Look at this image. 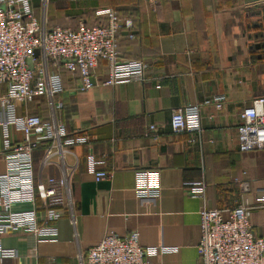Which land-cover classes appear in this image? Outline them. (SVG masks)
Masks as SVG:
<instances>
[{
	"label": "crops",
	"instance_id": "1",
	"mask_svg": "<svg viewBox=\"0 0 264 264\" xmlns=\"http://www.w3.org/2000/svg\"><path fill=\"white\" fill-rule=\"evenodd\" d=\"M48 3L47 21L71 12L59 11L56 1ZM32 4L41 17V0ZM99 7L133 15L136 39L123 35L120 60L148 63L145 82L104 86L108 69L101 60L95 87L79 92V76L62 72L64 92L56 100L63 108L57 119L68 138L90 137L69 147L66 157V168H75V224L64 216L54 241L39 243L19 231L3 236V247L18 257L0 264H87L81 256L107 234L134 231L144 248H177L148 255L150 264H200V210L240 203L235 179L250 184L245 196L253 206L250 223L264 238V204L258 201L264 193V150L242 153L237 144L242 111L264 98V0H178L156 7L145 0H100ZM219 95L225 97L223 110L204 105ZM190 105L201 110L203 133L196 143L190 142L194 135L175 134L171 127L173 112ZM150 126L157 132L147 135ZM99 170L111 178L97 182ZM144 170L160 174L158 200L136 197V175ZM47 175L63 172L53 167Z\"/></svg>",
	"mask_w": 264,
	"mask_h": 264
},
{
	"label": "built area",
	"instance_id": "2",
	"mask_svg": "<svg viewBox=\"0 0 264 264\" xmlns=\"http://www.w3.org/2000/svg\"><path fill=\"white\" fill-rule=\"evenodd\" d=\"M151 7L164 1L145 0ZM42 16L37 17L32 0H0V259L18 257L6 249L1 238L12 232L33 235L40 242L54 241L58 222L69 215L75 224L73 177L75 168H66L69 147L90 141L89 136L68 138L65 125L57 113L63 104L56 100L64 92L60 65L79 76V92L95 87L93 78L101 60L107 63L104 86L145 82L149 64L143 60H120L119 40L123 28L135 29L131 18H121L113 8L99 10L105 26H87L78 30L49 29L45 10L48 0H41ZM133 38V34L130 35ZM48 101L49 119L32 114L29 105L37 98ZM225 97L216 96L204 105L223 110ZM200 106L175 110L171 127L175 134H192L190 142L202 136ZM157 132L156 126L148 128ZM237 144L242 153L264 150V98L245 108L237 126ZM53 167L63 175H47ZM107 171L95 172L101 182L111 178ZM242 198L235 206L222 210L203 206L200 210V241L197 251L200 264H264V238L255 235L246 199L251 192L248 181L235 179ZM135 194L139 200H158L161 196L160 174L154 170L139 171ZM258 201L264 204V193ZM177 248L160 246L144 248L140 233L121 236L107 234L86 255L87 264H150L148 255L168 254ZM49 264H56L51 262Z\"/></svg>",
	"mask_w": 264,
	"mask_h": 264
},
{
	"label": "trees",
	"instance_id": "3",
	"mask_svg": "<svg viewBox=\"0 0 264 264\" xmlns=\"http://www.w3.org/2000/svg\"><path fill=\"white\" fill-rule=\"evenodd\" d=\"M54 1H56V3H57L59 11H62V10L64 11V9L67 8V7L64 8V5H65L64 3L66 1H68L67 6L71 12H69V11L66 12V19L67 20H73L74 26L68 27V26L49 24V21H47V26L49 29L69 28V29L76 31L79 29V23L81 21H83V22L85 21L84 23L90 27L98 26V25L99 26H105L107 24V21L105 19L100 18L97 15V12L99 10L105 9V8L99 7L100 0H63L64 2H62L61 0H53V2ZM108 8H110V7H108ZM75 10L77 11V13L74 12ZM118 14L121 18L129 17V18H132V20L134 21L133 15L129 12H126L125 14H121L120 12H118ZM51 21H53V20H51ZM76 24H77V27H75ZM135 27H136V23H135ZM124 34H126L127 38L130 40L136 39L135 29L130 30L127 28H123L121 31V34H120V39L123 37ZM132 34H133V38H130V35H132ZM119 44H120V40H119ZM59 70H60L61 75H62L63 71L69 72L68 70H66L61 65H60ZM3 91H4L3 89H0V93H3ZM29 109H30L32 114H36V115L41 116L42 118L48 119V118H46V111L48 112L49 105H48V101L46 98H44V97L37 98L33 103H31L29 105Z\"/></svg>",
	"mask_w": 264,
	"mask_h": 264
},
{
	"label": "rangeland",
	"instance_id": "4",
	"mask_svg": "<svg viewBox=\"0 0 264 264\" xmlns=\"http://www.w3.org/2000/svg\"><path fill=\"white\" fill-rule=\"evenodd\" d=\"M48 6L50 5V4H52V0H48ZM103 3L105 2V1H102ZM69 4V3H68ZM53 5H54V3H53ZM43 7V6H42ZM68 7V6H67ZM46 8V7H45ZM104 8V7H103ZM105 8H108V7H105ZM111 8V7H110ZM61 14V15H60ZM63 12H59L58 13V15L56 16V18L55 17H52V18H48V20H49V24H55V25H60V26H68V27H73L74 26V21L73 20H67L66 19V16L64 17L63 15ZM51 20H53V21H51ZM51 21V22H50ZM73 24H72V23Z\"/></svg>",
	"mask_w": 264,
	"mask_h": 264
}]
</instances>
